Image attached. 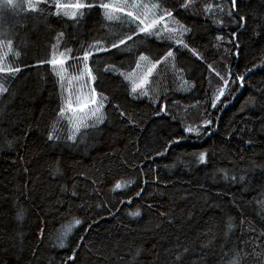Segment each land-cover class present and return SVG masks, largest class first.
<instances>
[{"label":"trees","instance_id":"trees-1","mask_svg":"<svg viewBox=\"0 0 264 264\" xmlns=\"http://www.w3.org/2000/svg\"><path fill=\"white\" fill-rule=\"evenodd\" d=\"M155 1L175 32L138 22L111 38L102 7L73 18L54 14L58 0L24 3L50 15L29 56L0 53L20 69L0 72V264H264V0ZM137 62L139 78L157 66L133 93ZM85 66L103 122L83 120L73 140Z\"/></svg>","mask_w":264,"mask_h":264},{"label":"rangeland","instance_id":"rangeland-1","mask_svg":"<svg viewBox=\"0 0 264 264\" xmlns=\"http://www.w3.org/2000/svg\"><path fill=\"white\" fill-rule=\"evenodd\" d=\"M39 1L31 2L30 0H0L1 54H5L8 51L14 61H19L20 59L29 56L30 52H28V49L32 46V41H30L32 39V33L41 28L43 22H46L47 16L50 15V10L45 6H39L36 9H32L34 13L28 14L23 10V8L24 3L35 4ZM58 2L64 5L80 3L79 0H58ZM122 2V5H115L111 9L107 10L114 16L118 17V19L112 20L113 24L111 25V29L109 30V35L111 38L124 33L125 27L139 22L136 21L133 23L132 18L126 15L127 12H132L134 16H140V18L145 21V24H149L153 20H159V17L161 15H165L166 13L162 7H159V4L155 0H123ZM8 4L10 6H8ZM131 4L140 5V7H124L123 11L118 10L124 5ZM73 10L74 9L68 8L64 11H68L69 13H71V11ZM80 10H77V13H79ZM57 12L58 9H55L54 14H57ZM169 21H171L170 17L165 15V19L163 21H159L158 24H162L163 27L166 28V30L169 28L174 29L175 27L173 26V23H168ZM143 26L144 25H140V27ZM129 36L131 35L120 38V40H126ZM8 38H11L13 40L12 47H9L7 45ZM20 40H22V43H19ZM112 44L114 43L112 42L111 45ZM62 60L65 61L64 59ZM57 65L60 64L57 63ZM85 67L89 69L87 66ZM69 69L71 71H76V65L70 64ZM149 69H151V67H149L145 71L143 76L139 78L141 67L136 68L133 71L134 76L137 77L136 81L140 82L145 76H147ZM75 79H80L81 84L79 85L77 92L71 93V108H69L67 118L72 128L78 126L83 120L91 118L90 112L96 107V105H92L90 103L93 95L96 96L98 103H103V100H100L101 97L98 95V93L96 91H94L93 93L92 90L94 88L92 85V81H90L86 71L80 73L79 76ZM72 85L77 86V81H73ZM77 101L79 103H77ZM85 104H87L88 107L83 111H79V109Z\"/></svg>","mask_w":264,"mask_h":264},{"label":"snow or ice","instance_id":"snow-or-ice-1","mask_svg":"<svg viewBox=\"0 0 264 264\" xmlns=\"http://www.w3.org/2000/svg\"><path fill=\"white\" fill-rule=\"evenodd\" d=\"M235 3V0H233V4ZM95 6H99V7H102L103 9L106 10V16H107V19L108 20H113V19H118V17L114 16L113 14H111L110 12H108L107 10H109L110 8H112L113 6L110 5V4H107V3H104V4H99V5H95V4H90V3H75V4H71V5H64V4H60V3H56V8L58 9V13L57 14H60L61 12H63L64 15H71V17L75 18L77 16V10H80V9H83V8H86V7H95ZM33 8L35 7L34 5L32 6ZM124 7H131V8H138L140 7V5H136V4H131V5H124L122 7H120L118 10L119 11H123L124 10ZM68 8H71V9H74L73 11H71V13H69L68 11H64L65 9H68ZM80 15H82L83 13L80 12L79 13ZM128 17H131L132 18V22H136V21H139V24L137 25L139 27V30L140 32H143V33H148V34H154L153 33V29L156 27V25L159 23V21H163L165 19V15H167L168 17L171 16V13H165V15H161L159 17V20H153L151 23L149 24H145V21L143 19L140 18V16L136 15L134 16L132 12H127L126 14ZM140 25H144L143 27H140ZM181 34L183 33V31H187V29H184L183 26L181 25ZM169 31L171 32H175L176 30L175 29H169ZM128 39H132L131 36L128 37ZM126 41L125 40H120V44H125ZM176 43L178 44H181L182 41L181 40H177ZM113 48H118L120 45L119 44H112L111 45ZM186 47V45H185ZM104 50H107V49H102V48H97V51H104ZM92 55V53H86L81 59L83 61H87L89 56ZM173 54L172 52H168L167 54V57H165V59H167L168 57H171ZM61 56H63V53H61ZM147 57H144V56H141L140 57V60L143 61V60H146ZM51 64L53 65H56L57 63H60V64H63L64 61L63 60H56V59H53L52 61H50ZM159 63V61H158ZM157 65L156 64H153L152 65V69H154ZM140 67V64L139 62H137V68ZM152 69H149L148 70V74L147 75H151V71ZM20 69L19 68H16V69H12V68H7V67H0V72H12V71H19ZM106 70H109V69H106ZM114 70V69H112ZM87 75L89 77H91V69H87ZM217 75H219L217 73ZM61 79H63V76L60 77ZM127 79H131V75H128L126 76ZM92 79H94V77H92ZM240 80L242 81L243 80V77H240ZM148 82L147 80V76H145L141 81L140 83H135L134 82V86L132 88V92L133 93H136L137 89H142L144 88V85ZM224 84H225V87L227 86L228 84V81L225 80L224 81ZM2 91H6V89H3V88H0V92ZM93 93H94V89L92 90ZM141 95H147V91L144 90L140 93ZM224 94V89H220L219 90V95L216 96V101H219L220 100V97ZM103 99H106L105 97H101L100 100H103ZM77 103H79L77 101ZM90 103L92 105H96V107L91 110L90 112V115L92 118H95L96 121L99 123V122H103V115H102V112H101V109L103 108V103H98V100L96 98L95 95L92 96L91 100H90ZM215 103H213V107H215ZM69 108H71V104L68 105ZM88 105L85 104L83 105L79 111H83L85 108H87ZM64 112H65V109H61V115H64ZM205 126H207L208 124L211 123V121H205ZM85 127H87L88 125L85 124L84 125ZM79 127H76L75 130H74V134L72 136L69 137V139H75L76 136H75V132H79ZM186 131H188L189 133H196V134H199V128H195V127H188L186 129ZM49 139H52V136L49 137ZM200 162H205L206 161V154L205 153H201L200 154ZM131 181H127V182H124V183H121V182H117L114 186V188L112 189L113 191L115 190H118L122 187H125L127 186L128 184H130ZM130 202V201H129ZM131 215L133 216H137L139 215V210H137L136 212H133V213H130ZM81 223V221L79 219H76L74 220L73 222V225L72 227H75L77 225H79ZM70 232V229L68 230ZM68 232H65L64 233V237L66 238ZM61 247H63V239L61 240ZM233 264H235V262H233Z\"/></svg>","mask_w":264,"mask_h":264}]
</instances>
